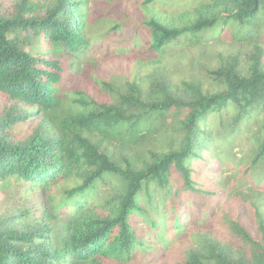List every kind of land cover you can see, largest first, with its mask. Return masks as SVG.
Listing matches in <instances>:
<instances>
[{
  "label": "trees",
  "instance_id": "16d2710c",
  "mask_svg": "<svg viewBox=\"0 0 264 264\" xmlns=\"http://www.w3.org/2000/svg\"><path fill=\"white\" fill-rule=\"evenodd\" d=\"M152 2L140 11L150 31L147 44L160 55L173 41L219 23L250 25L252 34L264 30V0H210L173 23L157 17ZM88 8L87 0H0V97L6 105L0 182L28 184L27 191L39 187L43 210L39 217L32 209L0 215V264L131 262L141 245L132 218L145 194L153 202L150 188L168 191L175 171L187 191L200 190L191 164L213 144L201 123L215 112L237 111L225 138L255 120L248 171L264 163L261 47L248 55L246 70L232 59L213 71L214 92L197 82L178 87L160 68L119 89L102 76V61H88L77 71L81 87L67 89V64L90 47ZM43 40L47 50L37 52ZM135 58L137 66L144 64ZM19 125L29 130L18 135ZM67 184L58 204L56 191ZM252 190L254 226L227 216L229 236L195 235L196 247L183 264H264V194ZM63 209L69 218L59 221Z\"/></svg>",
  "mask_w": 264,
  "mask_h": 264
},
{
  "label": "rangeland",
  "instance_id": "374dc122",
  "mask_svg": "<svg viewBox=\"0 0 264 264\" xmlns=\"http://www.w3.org/2000/svg\"><path fill=\"white\" fill-rule=\"evenodd\" d=\"M87 1L86 36L90 47L78 60L67 64L63 84L67 89L81 87L77 71L88 61H102V76L119 89L132 82L135 76L144 80L160 68L178 87L189 81L200 83L206 90L216 91L211 75L213 71L232 59L238 60L246 70L249 68L248 55L255 53V46L264 52V30L252 34L250 25L230 21L197 35L183 36L168 45L160 55L147 44L150 31L145 25V14L140 11V6L147 0ZM207 1L210 0H153L149 6L157 9L156 16L164 22L173 23L180 16L188 17L184 14L187 8ZM46 46L43 40L39 46L35 45L36 51L45 52ZM32 47L33 43L26 49L30 51ZM128 53L131 55L129 58L115 57ZM135 56L144 64L137 66ZM84 85L95 86L88 81ZM5 107L0 97V113ZM236 112L232 108L224 109L209 115L201 123L202 129L211 135L213 144L191 164L192 178L199 191H187L182 176L174 171L168 191L151 187L153 202L146 194L142 197V209L132 218L141 245L137 247L133 260L126 264H183L188 250L196 247L195 235L229 236L227 216L254 226L251 201L256 200L252 189L264 194V163L248 169L257 144L254 135L259 125L251 119L233 137L225 138ZM222 121L226 123L225 128L220 127ZM28 130L26 125H19L16 129L18 135ZM27 187L31 186L0 182V215L15 209H32V216H41L40 189L35 187L27 191ZM70 187L67 184L56 191L58 204ZM61 211V215H56L59 221L68 219L67 209Z\"/></svg>",
  "mask_w": 264,
  "mask_h": 264
}]
</instances>
